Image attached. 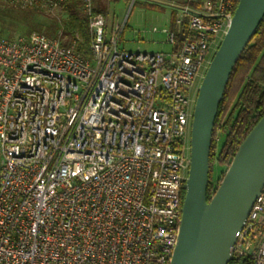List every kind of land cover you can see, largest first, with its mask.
Listing matches in <instances>:
<instances>
[{
  "label": "built area",
  "instance_id": "obj_1",
  "mask_svg": "<svg viewBox=\"0 0 264 264\" xmlns=\"http://www.w3.org/2000/svg\"><path fill=\"white\" fill-rule=\"evenodd\" d=\"M6 1L64 16L69 0ZM79 2L88 49L63 28L0 34V264H170L199 87L239 0H186L184 37L163 29L158 51L121 47L125 24ZM234 254L264 264V189Z\"/></svg>",
  "mask_w": 264,
  "mask_h": 264
},
{
  "label": "water",
  "instance_id": "obj_2",
  "mask_svg": "<svg viewBox=\"0 0 264 264\" xmlns=\"http://www.w3.org/2000/svg\"><path fill=\"white\" fill-rule=\"evenodd\" d=\"M264 19V0H239L199 87L178 241L170 264H228L264 189V114L239 145L211 199V147L231 74Z\"/></svg>",
  "mask_w": 264,
  "mask_h": 264
},
{
  "label": "trees",
  "instance_id": "obj_3",
  "mask_svg": "<svg viewBox=\"0 0 264 264\" xmlns=\"http://www.w3.org/2000/svg\"><path fill=\"white\" fill-rule=\"evenodd\" d=\"M6 3L13 6L10 2ZM95 11H98V9L95 8ZM23 13L26 15L37 14L32 10H23ZM66 16L68 17V21H66V23L63 21L59 26L63 27L64 34L67 36L66 40L70 41L82 38L79 47L88 49L90 44V30H88L89 19L82 13L79 0L68 1ZM25 22L29 24V30L26 33L33 30L41 31L39 25L30 19H25ZM9 28L12 29V25H9ZM170 28L177 30L180 39L184 37L183 32L181 30L178 31L179 28L175 23V13ZM42 32L50 34L48 30ZM0 34L7 37L14 36L13 32L8 35L4 31H1ZM263 114L264 19L238 60L231 74L224 98L219 106L211 147V171L208 200L211 199L216 185L219 184V182L216 184L213 181V169L215 164L219 163L222 166H226V168L230 165L239 145L250 130L257 124ZM219 131L225 133V139L221 145H219L217 141V134ZM228 264H253V257L251 255L239 256L234 254Z\"/></svg>",
  "mask_w": 264,
  "mask_h": 264
},
{
  "label": "rangeland",
  "instance_id": "obj_4",
  "mask_svg": "<svg viewBox=\"0 0 264 264\" xmlns=\"http://www.w3.org/2000/svg\"><path fill=\"white\" fill-rule=\"evenodd\" d=\"M5 1L0 0V32L4 31L8 35L11 32L14 36L26 33L29 30V24L25 22V19H30L39 25L41 31L48 30L50 32L48 35L59 36V29L63 28L59 26L63 21L65 23L68 21V17L62 14L57 16L35 13L26 15L23 9L11 6L6 3L8 1ZM182 1L184 0H94V4L99 12L109 16L110 26L117 23L121 26L125 24L120 38L121 47L130 50L158 51L169 48L166 41L167 34L163 29L171 26L172 16L176 14L175 9L182 4ZM9 25H12V29ZM155 27L158 29L155 30ZM224 139L225 133L219 131L217 134L219 145ZM227 168L219 163L215 164L214 183H220Z\"/></svg>",
  "mask_w": 264,
  "mask_h": 264
},
{
  "label": "crops",
  "instance_id": "obj_5",
  "mask_svg": "<svg viewBox=\"0 0 264 264\" xmlns=\"http://www.w3.org/2000/svg\"><path fill=\"white\" fill-rule=\"evenodd\" d=\"M185 1H186V0L182 1V4H183ZM182 4H181V5H182ZM178 7H179V6H178ZM172 19H173V16H172ZM170 27H171V26H170ZM170 27H168V28H170ZM164 29H165V28H164ZM166 41H167V37H166ZM167 42H168V41H167ZM169 48H170V45H169ZM169 48H168V49H169ZM168 49H161V50H168ZM139 50H140V49H139Z\"/></svg>",
  "mask_w": 264,
  "mask_h": 264
}]
</instances>
